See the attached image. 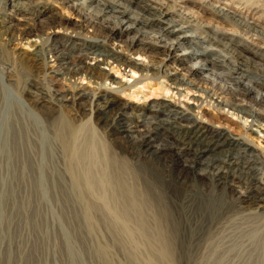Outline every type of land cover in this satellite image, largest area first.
<instances>
[{
	"label": "bare ground",
	"instance_id": "1",
	"mask_svg": "<svg viewBox=\"0 0 264 264\" xmlns=\"http://www.w3.org/2000/svg\"><path fill=\"white\" fill-rule=\"evenodd\" d=\"M9 1L12 7H16L12 9L15 12L16 9H24L29 0ZM66 1L77 10L85 9L92 27L99 25L103 31L109 30L110 36L135 33L122 40L129 44L125 49L118 50L114 45L86 46L83 37L71 32L68 41L72 46L68 51L65 48L53 54L55 77L62 74L65 66L75 75L82 74L93 79L102 68V63L110 59L139 70L142 77L134 84L119 80L116 83L121 84L117 86L119 89L105 87L106 93L96 98L97 109L104 112L115 110L122 137L133 141L140 157L168 169L177 184L191 189L184 191L177 185L161 189L155 174L152 176L147 170L134 167L127 159L105 151L101 140L93 133L81 138V129L69 126L62 117L55 122L57 128L54 135L46 128L44 131V127L40 129L42 138L35 131L30 134L33 122L28 114L23 113L18 127L17 121H7L2 127L5 135L0 146L2 157L15 161L22 148H39L41 142L49 147V161L43 159L32 181L38 188V194L40 192V200L47 198L51 202L53 219L65 237L71 263L88 264L90 261L88 252L78 239L81 236V240L85 238L87 243L93 241L92 255L107 264H112L110 247L115 244L125 251L127 264H236L249 240L255 242V248L249 252L247 264H264V177L260 171L264 154L258 151L259 146L233 132L224 123L225 118H229L228 113L233 112L239 116L238 122L247 131L264 140V120L261 117H264V69L260 73H252L246 52L259 55L263 61L264 53L252 50L248 43L236 41L237 37L218 27L204 31L206 37L199 36L192 29L195 23L191 16L181 13V21L174 20L169 16L172 5H163L159 0ZM93 4L98 10L91 7ZM218 11L224 20L243 26L245 34L263 38L264 41L263 33L249 26V22L236 19L225 9ZM156 25L159 27L151 28ZM150 43L160 47L163 61L158 65L144 64L140 67L131 54L139 53L138 50ZM224 47L230 48L231 51H227L229 54H223ZM91 57L97 60L96 64H88L86 59ZM214 64L224 69L217 70ZM149 72L173 77L175 88L196 85L194 76L203 74L210 84L207 97L216 108L215 117H206L210 111L203 101L183 107L173 100L141 106L139 110L119 103L114 94L133 88L146 79L144 76ZM218 80L226 83L217 88ZM84 94L78 89L75 94L59 98L51 96L50 100L52 103L69 100L70 95L77 99ZM50 100H45V103L44 100L39 101L43 103L42 107L51 108ZM136 111H140L138 115L148 116L130 126L129 117ZM54 140L61 142L67 156V173L71 177L69 185L64 184V177L52 162L51 142ZM49 162L51 177L45 171ZM22 167V173L25 169L32 172L28 159ZM237 180H250L254 186L246 196H239L242 203L249 206L250 217L235 223L234 229H231L233 232H213L215 209L219 203L216 199L217 203L214 202L213 195L207 194L208 187L212 186L216 191L228 186L237 188L234 183ZM6 186V179L0 177V193ZM48 191L49 195L46 194ZM10 195L13 197L12 208H18L14 190ZM183 206H189L185 207L186 212ZM6 207L7 203L0 194L1 225L10 220ZM105 231L113 235L115 243L101 241L99 235ZM182 241H187L188 252H193L187 261L179 256ZM10 260V257L6 260L8 264ZM43 264L49 263L44 261ZM240 264H243L242 259Z\"/></svg>",
	"mask_w": 264,
	"mask_h": 264
},
{
	"label": "rangeland",
	"instance_id": "2",
	"mask_svg": "<svg viewBox=\"0 0 264 264\" xmlns=\"http://www.w3.org/2000/svg\"><path fill=\"white\" fill-rule=\"evenodd\" d=\"M8 1L0 0V146L4 142L5 136L2 127L7 121L10 123L17 121L18 127V122H21L20 119L23 113L28 114L31 122H33L30 127V134L35 131L41 138L40 129L44 127V131L46 128L54 135L57 128L55 122L62 117L69 126L81 129V138H86L87 135L93 133L101 140L105 151L127 159L134 167H139V170H147L152 176L155 174L154 178L159 181L161 189L162 187H164V190L166 186L177 185L181 190L189 192L191 189L185 185L177 184L168 169L148 158L140 157V151L133 141L130 138L122 137L123 133L119 131L120 122L118 123V114L115 110L104 112L97 109L96 98L99 95H104L106 88L119 89L117 86L121 84H116L119 80L123 83L134 84L142 77L139 70L121 65L115 62L114 59H110L102 63V68L93 79L82 74L75 75L73 70L65 66L62 68L60 76L55 77L54 75L55 58L53 54H58L65 48L68 51V48L72 46L68 41L71 32L83 37L87 43L86 46L107 47L114 45L118 50L126 48L128 42L123 43L122 40L135 32L124 33L120 37L118 35L110 36L109 30L103 31V28L99 25L92 27L89 23L90 16L85 9L77 10L76 7L69 6L66 0H29L24 4L26 6L21 9L22 11L16 9L15 12H12V9L16 7H12L10 1ZM159 1L166 6L172 5V12L169 16L174 20L181 21L183 13L191 16L190 18L195 23L192 29L199 36L206 37L204 31L211 29V27H218L230 33L231 36L237 37L236 41L248 43L252 50L264 53L263 38L259 39L245 34L243 26L235 21L224 20L218 11L219 9H225L233 14L236 19L249 22V26L262 32L261 35L263 36L264 0ZM160 3L156 2V5L162 7ZM91 7L98 10L96 4ZM155 27L158 28L159 25L151 28ZM224 48L223 54H229L230 48ZM48 49H52V51H48ZM228 50L229 52H227ZM138 51L139 53L131 54V56L133 61L136 60L140 67H143L144 64L158 65L159 62L162 63L163 61V57L159 53L160 47L157 44H147L144 49ZM246 55L250 58L248 62L252 73H260L264 69L262 58L248 50ZM92 57L86 59L89 65H94L97 62ZM84 63L86 64L85 60ZM216 64L218 63L216 62ZM216 64H214L215 69H224V67L220 68ZM182 72L185 73V70ZM200 76L202 77L203 74L195 75L193 78L196 85L175 88L173 77L149 72L147 76H144L147 78L133 88L114 95H117L116 98L119 103H126L138 110L141 106L158 105L173 100L180 102L183 107L203 101L210 111L206 117L212 119L215 117L213 113L216 112V108L207 97V88L210 87V84L207 82L208 79ZM105 80L106 83H104ZM218 81L219 86L217 88L226 83L222 80ZM78 89H81L85 94L77 99L70 95L71 99L69 100L54 101L53 103L50 100L51 96L59 98L66 94H75ZM39 100H44V103L45 100H50L49 105L51 108L42 107L43 103L41 104ZM139 113L140 111H136V113L131 114L129 123L132 124L130 126L135 125L138 121L142 122L148 116V114L138 115ZM10 114L12 115L8 118ZM228 115L230 119L225 118L224 123L233 132L244 136L246 140L259 146L258 151L264 154L263 137H258L256 133L247 131L238 122L240 121L238 115L233 112L228 113ZM261 117L264 120V117ZM38 118L40 124L37 122ZM262 130L264 131V126ZM51 146L53 149L52 162L57 172L61 174L62 178L64 177V184L69 185L71 184V177L67 173V156L61 142L54 140V142H51ZM105 151L104 153H106ZM20 153L25 156L20 155ZM20 153H18L15 161L8 160L0 155V177L7 181L6 188L0 194L3 195L7 203L6 212L10 216V220L6 224H0V264H8L9 261L6 260L9 257L11 258L10 264H43L44 261L49 264H72L65 237L57 222L53 219L51 202L47 198L40 200V192L38 194V188L35 187L32 181L36 177L38 166L41 165L43 159L46 162L49 161L47 154L49 153V147L47 148V145L41 142L39 148L34 146L29 150L22 148ZM27 159L29 169L32 172L30 173L25 169V172L22 173L21 170L24 169L22 167L23 162L26 163ZM49 164L51 163L46 164L47 169L45 171L51 177L52 172H50ZM260 169L264 177V158ZM234 183L238 186L237 188L228 186L216 191L211 188L212 186L208 187L207 194L213 195L214 202L217 203L216 199L219 203L217 210L215 209L213 232H233L231 229H234L235 223L250 217L249 206L242 203L239 196H246L250 190L254 189V186L250 180H237ZM63 186L65 187V185ZM161 189H158L159 192ZM233 189L236 191H233ZM12 190H14L17 198L18 208H12L11 206L13 197L10 194ZM49 192H46V194L49 195ZM185 207L183 211L186 212ZM1 236L3 237L1 238ZM99 237L101 241L110 244L115 243V238L107 231L102 232ZM78 239H80L79 241L89 254L90 261L88 264H107L104 260L92 255L93 241L89 240L87 243L85 238L81 240V236ZM247 242H245L247 246L243 248L244 253L240 256L241 258L236 260V264H240L241 259L243 264L248 263L249 252L255 248V242L250 240ZM181 248L183 251H181ZM110 251L112 264H127L126 254L122 247L115 244L110 247ZM192 254L193 252H188V242L182 241L179 247L181 260L187 261Z\"/></svg>",
	"mask_w": 264,
	"mask_h": 264
}]
</instances>
